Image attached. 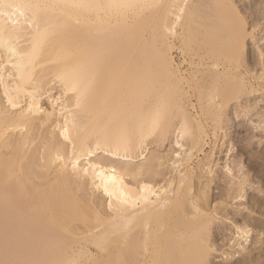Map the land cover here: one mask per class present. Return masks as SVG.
I'll return each mask as SVG.
<instances>
[{
    "label": "bare ground",
    "instance_id": "bare-ground-1",
    "mask_svg": "<svg viewBox=\"0 0 264 264\" xmlns=\"http://www.w3.org/2000/svg\"><path fill=\"white\" fill-rule=\"evenodd\" d=\"M255 4L250 32L238 0H0V264L264 255V197L213 158L232 105L264 132Z\"/></svg>",
    "mask_w": 264,
    "mask_h": 264
},
{
    "label": "rangeland",
    "instance_id": "rangeland-1",
    "mask_svg": "<svg viewBox=\"0 0 264 264\" xmlns=\"http://www.w3.org/2000/svg\"><path fill=\"white\" fill-rule=\"evenodd\" d=\"M256 1H258V0H244V1L238 0L241 12L246 16V18H248L247 19L248 23L250 22V25H249L251 28L250 32L252 31V26H253L252 20H254L255 16L258 17V15H259L258 9H257L256 4H255ZM259 22H260V26L256 29L257 30L256 31V39L258 41V44L264 48V19H260ZM253 42H252V40H250V42H249L248 62L250 64L251 68L253 69V72L260 75L262 73V69H261V66L258 64V61H257L258 55H256L257 54L256 52H255L256 54L254 53L255 43H253ZM175 57L178 58V59L176 58L177 61L181 60V58L178 57V53L175 54ZM259 93L258 94L256 93L255 95L253 94L251 96V100H252L253 104L258 103L259 107L263 110L264 109V101H262V97L260 95L261 93L260 94ZM47 105L48 104H45V102H44V106L47 107ZM232 107L233 108L229 109V110H231L229 112V113H231V114H229V116L231 118L230 124L232 125V126L229 125V127L230 126L231 127L230 128L228 127V129H227L229 135L227 138L224 139L222 137V136H224V134L222 135L223 132L219 133L222 136L220 138L221 140H219V143L217 144L218 150L215 151L217 154L215 153V155L213 157L214 160H217V158L219 159V160H217V161H219V162H217L219 164V166H218L219 176L222 179V177H223L222 172L226 171V166H230L232 169H234V171L237 173V175H238V173H239L238 171L240 169L244 170V171H248L251 178H252L253 184L251 186H254V188L249 187V189H248L249 194H251V196H252V194L254 195V193H255L258 197L263 198L264 192L262 193V195H260V192H258L259 190H257V189L261 188L264 191V178H263L264 175H262L264 173H261V171H260L261 168L259 166L260 163L264 162V160H263L264 159V132L261 131L259 128L256 129V123H258V120H257L258 118L255 117V115L253 117H251L250 119L249 118L245 119L243 117H239L236 114L237 109L234 107V105H232ZM262 110H260V111H262ZM260 142H261V144H260ZM223 144H224V146H223ZM169 149H170V145L167 146L166 150H169ZM205 149H206V152H208V150H210L209 146H207ZM152 150H153V148L151 149V151ZM204 154L200 153L199 159H203ZM100 155H102V154H100ZM223 181L224 180H221V181L218 180V182H217L218 185H216L217 183L213 185V189L211 191V194H212L211 195L212 196L211 203H212L213 207L219 201L217 195H219L221 193L222 187L226 186L225 182H223ZM250 188H251V190H250ZM263 200L264 199H262V201ZM242 202H245V200L241 201V203ZM235 203L236 204H234V207L238 208V205L240 203H238V202H235ZM248 206H249V204H246V205H243L240 207L241 209L245 208V210H244L245 216H248L247 213L249 211L246 209ZM260 207L262 208V206H260ZM261 208H259V209L255 208L256 214L254 215L255 216L254 220L255 219L257 220L258 217H259V219L263 218V216H264V213H263L264 210L263 209L264 208H262V209ZM240 218H241L240 221H242V217H240ZM252 222H253V220H252ZM252 227L253 226H251L250 229H252ZM256 231H259V229L256 228L254 234L253 233L250 234L251 236L253 235L252 236L253 238L255 236H260V235H258L259 233L258 234L256 233ZM261 237H264V235ZM243 240L244 241H241V242H245V239H243ZM220 241L222 242V240H220ZM257 256L260 257V254L256 255V257ZM262 256H264V255H261V257ZM259 257H257L258 260L261 258V257L260 258ZM257 258L255 260H257ZM261 259H264V257ZM261 259H260V261H261ZM222 260H223L222 258H216L215 259L216 262H220ZM257 261H255V264L259 262V261L258 262ZM261 263H264V260Z\"/></svg>",
    "mask_w": 264,
    "mask_h": 264
}]
</instances>
